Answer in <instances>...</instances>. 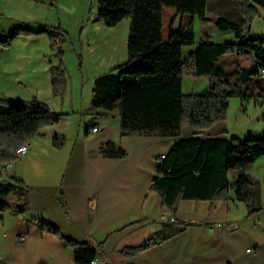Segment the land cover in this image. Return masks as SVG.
<instances>
[{"label": "trees", "instance_id": "16d2710c", "mask_svg": "<svg viewBox=\"0 0 264 264\" xmlns=\"http://www.w3.org/2000/svg\"><path fill=\"white\" fill-rule=\"evenodd\" d=\"M209 0H99V21L116 27L124 19L131 21L127 43L128 61L115 68L117 76H103L96 80L93 105L108 112L119 111L121 138L160 135L178 138L185 124L198 133L177 142L165 158L156 164L157 176L151 192H161L163 203L176 209L182 201H229L233 190L238 202L245 205L247 218L264 211L256 202L255 182L244 171L264 158L263 138H208L198 134L211 129L227 118L229 100L250 98L247 87L231 86L227 72L218 62L224 56L252 55L256 68L241 75L243 84L253 77H261L264 69V36L251 37L253 21L258 17L257 7L264 9V0H240L245 15L241 23L219 18L216 26L221 32H231L230 43L202 42L187 56L184 49L195 45L194 20L207 22ZM176 23L179 27L176 29ZM16 35L0 40L4 47L12 44ZM186 74L207 78L210 88L204 93L184 94ZM53 92L63 97L67 92V74L64 65L52 72ZM8 109L0 111V180L2 164H12L19 157L17 150L40 137L46 127L61 123L64 114L54 113L42 102L33 100H0ZM55 146L62 141L56 139ZM107 159H123L128 153L119 145L108 142L101 148ZM238 176L233 182L230 174ZM26 197L21 181L0 183V219L10 212L22 216L25 207L15 208L6 201L11 194ZM42 231L56 236L73 254L75 264H93L98 248L90 242L80 243L65 237L60 229L48 222H39ZM184 226L193 224L184 223ZM156 239L140 247L127 248L126 258L135 257L156 246ZM1 261V260H0ZM5 264V263H3ZM40 264H47L42 262ZM233 264V263H228Z\"/></svg>", "mask_w": 264, "mask_h": 264}, {"label": "crops", "instance_id": "0c3cea01", "mask_svg": "<svg viewBox=\"0 0 264 264\" xmlns=\"http://www.w3.org/2000/svg\"><path fill=\"white\" fill-rule=\"evenodd\" d=\"M206 17L207 22L196 18L204 24L203 37L194 49L186 50V56L202 42L225 43L220 42L223 36L234 35L221 32L216 24L212 34L206 33L203 28L211 20L208 13ZM253 65L257 66L255 58ZM95 87L86 100L72 89L62 99L44 101L54 113L66 117L42 129L41 136L29 143V153L3 170L0 183L21 181L27 195L14 193L6 198L26 212L2 214L0 260L5 264H75L72 252L56 236L42 231L38 223L44 221L69 239L95 245L98 257L93 264H249L247 257L254 251L261 254L264 264V211L247 218L246 207L236 200L233 190L229 201H182L176 209L165 205L161 192H151L156 161L186 138H121L119 111L94 107ZM7 109L0 106V111ZM95 127L97 133L92 132ZM190 133L198 132L191 129ZM217 135L211 131L198 134L202 139L220 138ZM56 139L63 142L61 147L55 146ZM108 142L121 146L128 156L104 158L101 148ZM166 224L176 230L159 241L154 231L162 232L160 226ZM153 238L158 244L151 249L132 258L123 255L125 249Z\"/></svg>", "mask_w": 264, "mask_h": 264}, {"label": "rangeland", "instance_id": "374dc122", "mask_svg": "<svg viewBox=\"0 0 264 264\" xmlns=\"http://www.w3.org/2000/svg\"><path fill=\"white\" fill-rule=\"evenodd\" d=\"M257 10L259 15L253 21L252 33L256 38H262L264 9L257 7ZM207 13L211 20L203 29L209 34L215 31L219 18L236 23H241L245 18L240 0H209ZM193 25L196 43L185 48V54L187 49H194L203 37L201 27L204 24L195 18ZM130 26L129 18L112 28L100 22L99 0H0V40L16 35L10 46L4 47L0 43V100L11 97L45 103L64 98L66 94L63 97L54 95L52 85V72L62 64L67 74V92L74 89L77 95L84 96L83 100L88 99L98 78L117 76L114 69L128 61ZM221 40L230 43L235 37L228 34ZM253 59L248 55L233 54L222 57L218 62V66L227 72L231 86H243L245 90L248 87L253 96L248 99L231 98L227 118L206 131L227 139L264 137V78L253 77L248 85L241 82L244 70L251 72L256 68H253ZM209 88V79L186 74L184 94L204 93ZM0 106H4L3 103L0 102ZM191 129L195 130L185 124L180 138H190ZM262 161L256 162L245 173L255 182L253 191L256 202L263 205ZM235 175L230 174L231 182ZM160 227H164L162 232L154 231L159 241L176 230L168 224ZM260 257L261 254L254 251L247 260L249 264H261Z\"/></svg>", "mask_w": 264, "mask_h": 264}, {"label": "built area", "instance_id": "2783aa9c", "mask_svg": "<svg viewBox=\"0 0 264 264\" xmlns=\"http://www.w3.org/2000/svg\"><path fill=\"white\" fill-rule=\"evenodd\" d=\"M260 76H261L262 78H264V69L261 71ZM98 130H99V128H98V127H95V128L92 129V132H93V133H97ZM29 149H30V145H29V144H25V145L21 146V147L17 150L16 154L18 155L19 158H21V157H23V156H25V155H27V154L29 153ZM163 158H165V155H163V156L160 157V159H163ZM10 165H11V164H8V163H5V164L3 163V164H2V166H3L4 169L9 168ZM23 240H24V238H23ZM248 252H251V251H248Z\"/></svg>", "mask_w": 264, "mask_h": 264}, {"label": "water", "instance_id": "95a60500", "mask_svg": "<svg viewBox=\"0 0 264 264\" xmlns=\"http://www.w3.org/2000/svg\"><path fill=\"white\" fill-rule=\"evenodd\" d=\"M179 27V24L178 23H176V25H175V28L177 29ZM4 263V261H0V264H3Z\"/></svg>", "mask_w": 264, "mask_h": 264}]
</instances>
